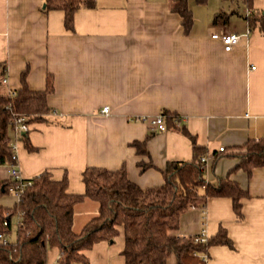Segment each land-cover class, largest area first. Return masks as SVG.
<instances>
[{
	"label": "crops",
	"instance_id": "0c3cea01",
	"mask_svg": "<svg viewBox=\"0 0 264 264\" xmlns=\"http://www.w3.org/2000/svg\"><path fill=\"white\" fill-rule=\"evenodd\" d=\"M252 4L264 10V0ZM245 11L231 9L228 15L221 10L223 24L194 13L184 33L169 0H94L93 7L75 11L73 30H67L63 11H44L43 0H0L3 89L18 88L25 68L32 90L45 87L47 74L53 77L54 90L47 96L53 109L49 122L28 124L36 149L27 151L19 134L11 131L20 177L48 170L59 179L65 171L67 191L82 193L86 166L114 169L124 164L129 179L139 186L160 184L168 161L192 156L187 135L151 125L150 119L163 110L181 117L206 154H219L220 147L233 150L248 138L263 136L264 34L249 31ZM213 32L241 36L226 51L211 37ZM105 105L107 113L101 111ZM145 138V151L138 153L130 143ZM237 161L221 156L212 166L207 158L203 173L211 183L228 177L247 191L241 199L242 219H236L227 197L210 198L180 216L181 236L201 228L211 236L219 225L226 229L232 247L210 246L206 264H264V166L248 175L241 168L232 170ZM142 163L151 166L143 169ZM8 177V165H0V179ZM15 198L9 194L0 201L11 205ZM97 212V201L85 197L77 202L73 231L79 232ZM112 246L100 241L84 253L90 264H124L123 245L115 252ZM57 255L56 247L49 248L47 264Z\"/></svg>",
	"mask_w": 264,
	"mask_h": 264
},
{
	"label": "trees",
	"instance_id": "16d2710c",
	"mask_svg": "<svg viewBox=\"0 0 264 264\" xmlns=\"http://www.w3.org/2000/svg\"><path fill=\"white\" fill-rule=\"evenodd\" d=\"M207 0H195L204 5ZM246 11L243 15L249 31L264 34V10L254 8L253 0H241ZM44 11H63V24L73 30L74 13L79 7H93L94 0H43ZM169 9L181 18L183 32L188 33L193 23V12L188 0H169ZM223 13H216L223 18ZM226 18V17H224ZM27 69L20 72V86L13 93L3 89L0 76V165L13 161L11 131L19 118L24 123L49 122L52 107L47 96L54 90L53 77L47 74L45 87L32 90L26 82ZM2 75V74H1ZM165 128L176 129L192 141L191 159L168 161L161 174L160 184L141 187L127 176L125 165L109 169L102 166H86L82 173L84 191H67L68 177L64 171L59 179H53L48 170L31 178L22 179L25 186L16 191L11 205L0 201V264H47V251L56 247L58 264H90L84 253L95 243H113L121 232L123 247L120 254L124 264H201L200 253H208L212 245L232 247L226 229L219 225L217 231L202 243H195L192 235H178L180 216L190 207L203 206L213 197H227L237 220L242 219L241 199L248 193L235 180L218 178L211 183L204 176V163L200 157L209 158L213 166L221 156L236 158L232 168H241L248 175L252 169L264 166V135L248 138L233 150L223 147L219 154H206V149L196 144L181 117L163 110ZM29 130L19 132V139L27 151H34L28 137ZM145 140H133L130 145L138 153L145 151ZM142 168L150 167L142 163ZM10 177L0 179V199L13 194L8 186ZM85 197L98 202V212L79 232L72 229L73 206Z\"/></svg>",
	"mask_w": 264,
	"mask_h": 264
},
{
	"label": "built area",
	"instance_id": "2783aa9c",
	"mask_svg": "<svg viewBox=\"0 0 264 264\" xmlns=\"http://www.w3.org/2000/svg\"><path fill=\"white\" fill-rule=\"evenodd\" d=\"M243 35H248L247 32H245ZM241 34L235 33V32H213L211 33V37L214 39H218L222 45L224 50L229 51L232 50L235 45L238 44ZM2 81L5 83L6 78H3ZM13 93V91H9ZM109 110L108 106L105 105L101 108V111L104 113H107ZM151 125L155 126L158 130H164L165 129V114H159L155 116L154 118L150 119ZM28 129V124L24 123L23 118H19L16 121V124L14 125V132L18 133L20 131H24ZM14 148V154L12 155L13 161L8 163V170H9V177L13 181L12 184L8 186V189L14 194L18 190H22L25 186V181L22 180L18 173V165H17V156L15 153V145L12 144ZM223 147L219 148V151H222ZM207 158L205 156L200 157V162L204 163L206 162ZM15 195V194H14ZM16 196V195H15ZM208 238V233L206 232L205 228H201L199 232L192 235V239L195 243H202L205 242ZM201 264H206L208 260V253L203 252L199 254ZM52 264H58L56 260Z\"/></svg>",
	"mask_w": 264,
	"mask_h": 264
},
{
	"label": "rangeland",
	"instance_id": "374dc122",
	"mask_svg": "<svg viewBox=\"0 0 264 264\" xmlns=\"http://www.w3.org/2000/svg\"><path fill=\"white\" fill-rule=\"evenodd\" d=\"M189 6L193 12V14H199V15H204L207 14L209 17H211V20L215 18V14L220 12L221 10L223 12L228 11V15L230 14L229 12L231 9H235L240 11V13L245 11V6L243 5L242 1H237V0H207L204 5L198 4L195 2V0H188ZM220 10V11H219ZM216 11V12H215ZM202 13V14H201ZM194 14V15H195ZM234 18V17H233ZM219 20L218 23L223 24V18L217 17ZM112 244V243H110ZM123 245V236L122 233L119 234L117 237H115L113 246L111 249L113 252L117 251L119 246ZM173 256H169L167 262H172Z\"/></svg>",
	"mask_w": 264,
	"mask_h": 264
}]
</instances>
